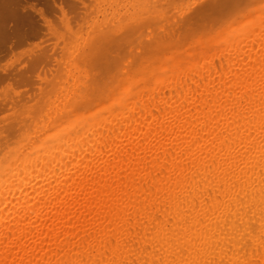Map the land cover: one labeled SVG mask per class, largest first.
<instances>
[{
	"label": "bare ground",
	"instance_id": "obj_1",
	"mask_svg": "<svg viewBox=\"0 0 264 264\" xmlns=\"http://www.w3.org/2000/svg\"><path fill=\"white\" fill-rule=\"evenodd\" d=\"M238 1L203 0L180 23L227 16L214 40L164 57L168 34L155 39L146 91L132 74L97 105L76 95L81 111L65 107L0 166V264H264V0L232 17ZM156 2L102 23L103 52Z\"/></svg>",
	"mask_w": 264,
	"mask_h": 264
},
{
	"label": "rangeland",
	"instance_id": "obj_2",
	"mask_svg": "<svg viewBox=\"0 0 264 264\" xmlns=\"http://www.w3.org/2000/svg\"><path fill=\"white\" fill-rule=\"evenodd\" d=\"M139 1L9 0L6 5L4 4L6 0H0V166H10L11 161L16 160L17 156L22 158L21 155L24 154L26 147L30 150L31 146L35 145L34 140L50 129L52 126L50 122L55 119L54 115L62 114L61 111L65 107L72 108L81 102L73 101L76 95L79 98L84 97L83 106L85 104L88 106L89 103L97 105L103 101V97H113L115 89L117 91L122 87L121 85L125 84L124 82H134L133 79L136 78L137 85L139 82L140 86L145 84L141 80L149 76V62L144 66L140 64L142 59L145 60V57L152 53L148 48L155 39L166 40L169 37V49L164 48V53H162L163 50L158 53V57L162 54L165 57L167 53L175 50L176 46L185 48V45L191 43L189 45L196 47L195 41L214 40L230 20L227 16H222L213 22L212 27H204L206 22L198 25V21L192 19V23L189 22V25L185 27L180 23L194 14L203 0H179L178 3V0H175V3L171 0L173 5L168 3L170 0H157V2L155 0L156 4L159 2L162 6L161 8L158 4L157 9L162 11L157 15L150 14L149 11L150 16L146 14L148 12L145 13V10L138 11L143 13L137 14L138 17H145L140 21H144L145 25L143 27L139 25V30L131 35L128 42L116 47L111 43L110 48H104L105 52H103V47L99 46L102 41L98 35L99 27L106 24L104 22H113L112 20L115 22L117 18L126 14L129 8L127 14L132 12L134 4ZM259 2V0H239L230 15L232 17L238 14L245 15L252 10L250 6L255 4L254 9ZM170 7H172L171 10H169ZM127 31L129 32L130 28ZM167 34L168 37H166ZM203 35L204 38H201ZM105 45L108 46L107 43ZM98 47L101 49L95 53ZM217 49L219 50H214L220 55V48ZM82 53L90 54L92 59L87 57L83 63L80 57ZM217 53L214 52V55H218ZM41 57L42 60L39 59ZM199 57L201 55L196 58ZM217 57L215 56L214 59ZM135 64L140 66L135 67ZM120 67L130 71L128 73L124 71V74ZM90 73L94 82L92 77L89 78ZM143 73L145 76L142 75ZM132 74L135 78L130 80ZM127 76L129 78H126ZM149 86L152 93L156 84L150 82ZM145 89L143 85V90ZM137 99L140 101L139 98ZM81 104L75 107L77 110L79 108V111L85 107Z\"/></svg>",
	"mask_w": 264,
	"mask_h": 264
}]
</instances>
